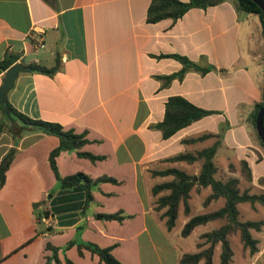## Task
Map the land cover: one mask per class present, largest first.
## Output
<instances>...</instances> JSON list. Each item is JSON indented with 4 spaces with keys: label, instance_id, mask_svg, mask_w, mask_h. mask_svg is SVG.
I'll return each mask as SVG.
<instances>
[{
    "label": "crops",
    "instance_id": "obj_1",
    "mask_svg": "<svg viewBox=\"0 0 264 264\" xmlns=\"http://www.w3.org/2000/svg\"><path fill=\"white\" fill-rule=\"evenodd\" d=\"M149 1L0 0V59L11 54L17 56L15 62L45 67L58 59L52 74L17 73L4 93L7 103L30 118L84 133L89 142L81 150L103 156L91 162L74 151H60L55 158L59 175L81 171L91 178L105 174L118 181L93 188L91 200L82 209V186L58 189L49 168L47 155L58 144L57 137L27 131L13 140L3 130L0 159L11 147L15 153L0 184V264H45L50 256L46 243L60 248L73 238L109 246L122 264H179L180 255L195 251L198 235L206 230L197 232L188 251L171 240L168 232L173 227L166 229L151 194L152 185L168 178L152 176L149 170L175 166L189 172L190 166L194 179L199 160L188 164L163 159L211 145L214 136L192 143L181 140L216 134L222 122L227 127L216 147L214 164L245 159L250 183L264 193V149L249 123L264 81V29L258 16L236 11L232 2L223 1L204 9L189 8L174 22H146ZM38 35L43 46L35 48ZM173 53L213 69L200 73L187 68L181 79L165 83L159 76L182 67L172 57H160ZM4 71H0V84ZM172 95L216 112L162 139L152 125L162 119L164 102ZM201 190L204 197L210 192L208 187ZM40 200H45L48 213L37 225L31 204ZM216 200L218 208L223 200ZM212 201L202 205L203 212L216 209ZM117 210L127 216L120 221L101 216ZM186 219L182 218L178 232ZM262 222L258 231H251L257 251L249 255L241 245L242 263L237 264H264ZM45 227L49 230L44 231ZM231 236L235 235L229 240ZM219 250L217 244L213 255L218 260ZM56 255L62 264L63 257L74 264H100L96 254L85 248L79 253L75 245L58 249ZM48 264L55 262L51 259Z\"/></svg>",
    "mask_w": 264,
    "mask_h": 264
},
{
    "label": "trees",
    "instance_id": "obj_2",
    "mask_svg": "<svg viewBox=\"0 0 264 264\" xmlns=\"http://www.w3.org/2000/svg\"><path fill=\"white\" fill-rule=\"evenodd\" d=\"M223 1L232 2L236 11L256 14L261 22L262 28L264 29V15L252 0H150L145 12V21L157 22L162 19H169L171 22H174L189 8L197 7L204 9ZM160 57H172L178 60L182 65L181 69L175 73L159 76L165 83H168L172 78L181 79L187 68H193L200 73L213 69V67L209 65L200 66L198 63L189 60L184 55L173 53L162 54ZM16 59V55L6 54L3 56L0 59V71L5 70L10 65L15 63ZM26 65L31 67V72L52 74L58 68V59L55 57V62L50 67H45L34 62L27 63ZM3 100L4 104L9 108L12 118L17 123V128L12 126L0 107V133L3 130H6L11 134L13 140H16L19 136H21V134L27 131H39L57 137L58 144L53 147L47 155L49 168L54 174L58 189H70L77 185L82 186L84 192L82 209L86 207L88 202L91 200V190L93 188H97L102 182H111L114 184L118 182L113 177L105 174L91 178L81 171H76L64 176L59 175L56 168L55 158L60 151H74L78 157L87 158L91 162L102 159L103 156L94 155L81 150V147L85 143L89 142L88 139L85 138L84 133H75L70 129H63L57 122L30 118L11 107L5 98ZM263 104L264 81L261 100L254 104L249 115V123L254 131L255 137L260 146L264 149V145L260 142L254 130L256 111ZM214 112L216 111L198 107L180 95H172L168 96L164 102L162 119L154 123L152 126L159 131L162 139H166L179 129L189 125L191 122ZM262 123L264 127V118ZM223 125L225 129L227 124L224 123ZM211 136L216 137V139L207 147H202L194 150L193 152L186 151L176 153L163 159L165 162H185L188 164L199 160V168L195 175V179L192 178V174L175 166L149 170L152 176L169 177L166 180L155 183L151 187V194L154 196V209L156 211H160L159 216L164 220L163 222L167 230L174 226L179 204L182 205L183 213L185 215L188 214V198L192 187H194L195 191H199L200 188L204 187H208L210 189V192L203 198L202 205H206L211 200H216L218 198H222L223 200L222 205L218 208L188 216L182 224L179 234L184 237L190 234L193 228L197 225L205 224L211 220L223 219V222L219 226L198 235V239L200 240L195 243L196 250L193 252L182 253L178 259L179 264H212V255L214 247L217 244L220 249L218 264H230L232 250L228 237L234 234H237L239 241L241 242L242 249L247 254L252 255L257 251V241L251 235V231H258L263 222L261 220L238 219V203L248 202L250 205L259 203L264 208V193H250L247 188L241 190L239 187L240 180L251 182V170L246 160L240 159L238 161L237 175H228L225 179L215 176L217 167L213 162V156L221 138L220 125L219 131L216 134L203 133L195 137L184 138L181 142L192 143ZM14 153L15 148L11 147L0 159V184L4 182L5 171L7 170ZM227 169L230 172L233 171V164L228 163ZM51 194L52 192H49L45 200L50 197ZM45 200H40L31 204V212L37 225L41 222L42 218L47 216L48 213L44 207ZM101 216L105 219L120 221L127 215L123 214L121 210H117L113 213L101 214ZM43 230L47 231L49 228L45 227ZM40 232V229H35V234H39ZM72 245L76 246L79 253H81V248H85L91 253L96 254L100 264H122L112 256L109 246L100 247L92 242L80 241L77 238L67 241L60 248L46 243L45 248L50 250V256L46 257L45 264H48L51 259L55 262V264H62L56 255L57 250H64ZM63 263L74 264L65 257H63Z\"/></svg>",
    "mask_w": 264,
    "mask_h": 264
},
{
    "label": "rangeland",
    "instance_id": "obj_3",
    "mask_svg": "<svg viewBox=\"0 0 264 264\" xmlns=\"http://www.w3.org/2000/svg\"><path fill=\"white\" fill-rule=\"evenodd\" d=\"M224 122L220 123V129H221V135L223 136V132H224ZM219 130V129H218ZM253 131V129H252ZM254 134V131H253ZM255 137V134H254ZM256 138V137H255ZM263 148V147H262ZM217 170L215 173V176L221 179H225L228 175H237L238 174V163L233 164L234 169L233 171H228L227 169V165H221L219 164V161H217ZM174 165H179V164H174ZM187 173H192L194 171V168L188 166L186 168ZM167 178H169L168 176H165ZM258 183L261 184L262 182L260 180H258ZM239 187L240 189H244L247 188L248 192L250 193H260L257 192L259 190V188L255 185H253V183L250 182H246L244 180H240L239 182ZM204 194L205 191H195L194 187L191 188L190 190V196L188 198V206H189V211L188 214L185 215L182 211V205L179 204L178 207V212H177V217L175 219V223L174 226L171 230H169L168 235L171 237V240L173 242H175L179 248H181V250L183 251H188L192 248V239L196 238V234L199 231L202 230H210L212 228H215L219 223L223 222V219H217V220H211L208 221L205 224H201V225H197L193 231L186 237V236H180L178 229H179V225L180 222L182 220V218H185L191 215H195V214H199L202 213L203 211V206L200 203V200L204 198ZM218 201H212L211 202V207L212 208H216L218 206ZM237 208H238V219L239 220H261L264 221V208L259 204V203H254L253 205H250L248 202H241L237 204ZM202 211V212H201ZM185 216V217H184ZM254 232V231H252ZM235 236H231L230 237V247L231 250L233 252L232 255V264H237V262L239 261L240 263H242L241 258L239 257V253L241 250V242L239 241V238L237 236V234H234ZM198 238V237H197ZM200 239H197L196 241H199ZM195 241V243H196ZM196 248V247H195ZM218 258L216 257V255H213V264H217L218 263Z\"/></svg>",
    "mask_w": 264,
    "mask_h": 264
},
{
    "label": "water",
    "instance_id": "obj_4",
    "mask_svg": "<svg viewBox=\"0 0 264 264\" xmlns=\"http://www.w3.org/2000/svg\"><path fill=\"white\" fill-rule=\"evenodd\" d=\"M262 11L264 15V0H252ZM31 67L29 65H24L20 62H15L5 69L3 73L2 82L0 84V107L3 113L6 115L8 121L12 124V126L16 127L17 123L12 118L9 108L4 104V93L10 89L13 85V81L19 72L30 71ZM264 118V104L258 108L255 114L254 119V130L259 138L260 142L264 145V127L262 120ZM195 179V177H194Z\"/></svg>",
    "mask_w": 264,
    "mask_h": 264
},
{
    "label": "built area",
    "instance_id": "obj_5",
    "mask_svg": "<svg viewBox=\"0 0 264 264\" xmlns=\"http://www.w3.org/2000/svg\"><path fill=\"white\" fill-rule=\"evenodd\" d=\"M43 46V42L41 39V36L38 35L37 39H35L34 43H33V47L35 48H40ZM46 219V217L42 218V220L44 221Z\"/></svg>",
    "mask_w": 264,
    "mask_h": 264
}]
</instances>
